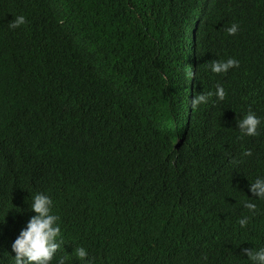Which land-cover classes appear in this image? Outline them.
<instances>
[{
    "label": "trees",
    "instance_id": "trees-1",
    "mask_svg": "<svg viewBox=\"0 0 264 264\" xmlns=\"http://www.w3.org/2000/svg\"><path fill=\"white\" fill-rule=\"evenodd\" d=\"M217 86L223 101L192 106ZM249 110L264 120V0H0V261L43 193L52 264H249L264 247Z\"/></svg>",
    "mask_w": 264,
    "mask_h": 264
},
{
    "label": "clouds",
    "instance_id": "clouds-1",
    "mask_svg": "<svg viewBox=\"0 0 264 264\" xmlns=\"http://www.w3.org/2000/svg\"><path fill=\"white\" fill-rule=\"evenodd\" d=\"M27 23L26 17L19 15L11 21L9 27L17 29ZM239 25L233 24L227 29L229 35H236ZM239 62L229 58L226 61H214L210 68L213 73L226 74L231 69L238 67ZM191 78L193 73L188 74ZM215 95L217 99L223 101L226 97V91L223 87L217 86L215 93H200L192 99V106L196 107L206 104L209 98ZM264 120L256 115L255 112L249 110L244 114L243 118L237 123V128L241 138L257 137L261 134L260 128ZM246 156L252 153L245 152ZM252 171L258 172L262 169L263 177H257L250 181L249 191L252 199L264 203V167L257 163L247 166ZM252 199L245 200L243 206L249 210L251 215H255L257 204ZM30 211L34 213L28 220L26 226L22 228L15 240L10 238L7 251L2 253L0 264H52L53 258L61 248L63 243L61 236V228L58 223L60 217L52 213L53 200L50 196L43 193H36L31 200ZM250 216H245L239 220V225L244 228L249 223ZM247 257L249 264H264V247L257 249L245 248L242 250ZM76 257L81 261L88 260V252L85 248L79 247L75 250ZM67 257L60 258L58 264H66Z\"/></svg>",
    "mask_w": 264,
    "mask_h": 264
}]
</instances>
